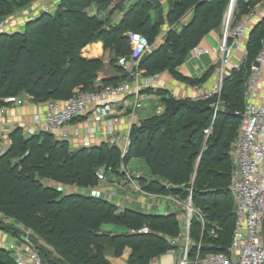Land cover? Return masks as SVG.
Returning <instances> with one entry per match:
<instances>
[{"label": "trees", "instance_id": "trees-1", "mask_svg": "<svg viewBox=\"0 0 264 264\" xmlns=\"http://www.w3.org/2000/svg\"><path fill=\"white\" fill-rule=\"evenodd\" d=\"M29 1V0H26ZM113 0H59L53 13L44 12L26 22L23 29L0 33V107L11 100L5 97L21 93L33 101L49 98L66 100L80 91H91L100 68L99 61L81 57V49L96 40L106 50L113 47L116 62L120 55H130V33L144 35L153 42L162 23V15L152 20L150 13L161 9L160 0H137L127 6L116 24L97 19L99 11ZM260 0H236L232 14L237 19ZM228 0H166L165 20L169 30L150 53L142 56L140 67L145 75L165 69L174 79L187 83L202 82L209 71L192 80L176 70L198 45L201 38L218 28ZM96 4V12L86 8ZM189 20L179 29L174 26L186 14ZM50 23H53L51 31ZM234 22H231L230 27ZM37 30H36V29ZM36 31H35V30ZM144 29V30H143ZM264 16L250 29L246 41L247 67L229 69L224 76L220 100L223 111L216 114L212 130L205 136L213 118L216 100L177 99L160 90L163 110L132 125L123 161L144 160L154 179L142 183L150 193H170L179 199L191 193L194 208L203 214V222L194 218L189 225V256L227 251L234 228V201L229 190L232 173L230 128L240 121L244 109L247 70L261 45ZM19 39L21 43L13 46ZM255 51L253 55L251 51ZM171 53V56L168 54ZM246 61V62H247ZM103 82L102 85L115 84ZM236 135V133H234ZM9 145L0 155V229L19 235L14 223L31 230L45 264H111L106 247L117 256L129 248L126 264H152L165 254L179 235L174 213H143L117 206L102 197L65 193L54 185L91 186L97 183L100 166L112 168L120 157L115 145L71 149L64 140L46 132L24 134L15 128L8 134ZM1 141V138H0ZM120 173L119 170H115ZM35 173L30 179L27 174ZM121 174V173H120ZM202 209V210H201ZM12 219V221L10 220ZM3 221V222H2ZM4 224V226H2ZM105 224L122 228L121 232L104 229ZM147 226L146 233L129 232ZM57 257L51 256L52 252ZM0 264H15L5 248H0Z\"/></svg>", "mask_w": 264, "mask_h": 264}, {"label": "built area", "instance_id": "built-area-1", "mask_svg": "<svg viewBox=\"0 0 264 264\" xmlns=\"http://www.w3.org/2000/svg\"><path fill=\"white\" fill-rule=\"evenodd\" d=\"M235 0L228 4L231 14ZM264 14V0H260L253 8L241 15L230 27L228 18L220 40L213 51L218 59V75L216 81L207 89L199 88L192 100H209L216 98L211 103L214 108L213 118L207 128L205 136L209 135L216 114L224 110L220 100L223 79L226 69H239L246 58V48L241 49V55L233 60V54L246 40L250 31L251 21ZM229 26V27H228ZM5 32V27L0 23V33ZM130 55L129 59L119 63L120 67L132 78L140 75L138 62L150 49L148 39L139 33H129ZM192 57L198 58L203 54L211 53L210 50L196 45L191 50ZM152 77L148 76L145 86L152 85ZM129 85L121 83L117 85H101L91 91L77 92L63 103L49 101L45 106L42 121H36L39 131L28 128L26 134L46 132L58 140H64L75 148L87 147L88 135H83L78 129L71 128L70 124L77 118L93 113L96 118L105 120V134L112 141L114 126L118 117L113 113L115 104L128 92ZM137 98V95H136ZM137 100V99H136ZM15 101V99H12ZM18 102V100H17ZM244 109L240 113V121L236 136L230 148L232 162V174L229 190L234 201V228L232 239L227 251L208 252L200 255V242L196 244L197 252L189 256V225L193 209L187 208V218L184 222L185 233L179 234L183 242V256L177 264H264V37L253 62L250 64L245 81ZM139 106L135 102V107ZM1 145V144H0ZM6 149V148H5ZM5 150H0V155ZM102 180V170L96 172ZM132 178V177H131ZM65 193L86 194L98 197L96 193L86 192L83 188L71 185H54ZM3 214L0 212V218ZM22 229V227L20 226ZM18 236L0 240V248H5L13 258L15 264H45L39 254L38 247L30 241L31 230H21ZM147 226L130 229L129 232L146 233ZM1 239V238H0ZM172 244L174 241L171 242ZM173 252L172 249L168 253Z\"/></svg>", "mask_w": 264, "mask_h": 264}, {"label": "crops", "instance_id": "crops-1", "mask_svg": "<svg viewBox=\"0 0 264 264\" xmlns=\"http://www.w3.org/2000/svg\"><path fill=\"white\" fill-rule=\"evenodd\" d=\"M136 0H113L112 8L109 11H102L103 19L106 20L105 24L118 23L122 18L124 10L127 6ZM161 9L159 12H151L152 20H156L159 15H162V23L160 24V29L153 42H151V49L146 53H150L154 48H156L165 38V34L169 27L167 21L165 20V14L167 10L166 0H160ZM59 4V0H41L36 5H33L28 11H24L23 16H20V23L13 27L5 29L6 33L20 31L26 22L37 18L41 13L49 12L53 13ZM44 5V6H43ZM96 12V4H91L86 8V11L92 10ZM90 11H88L89 13ZM264 14L255 17L251 21L250 29L255 25ZM24 17V18H23ZM190 13H186L178 23L175 24V28L179 29L181 25L189 20ZM130 32L127 33L129 35ZM220 30L212 29L206 33L198 45L207 48L211 51L209 54H203L198 58L192 57L190 51L184 61L176 67V70L180 72L183 76L188 77L192 80L199 79L204 73L208 72V75L202 82L187 83L174 79L167 69L155 73L153 75H145L144 69L140 67V61L138 62V69L140 75L137 79L129 76L120 67L119 63L129 59V56L120 55L116 62L112 61L114 54H111V50H106L104 48L103 42L101 40H96L94 42L85 45L81 51L80 55L83 59L89 61H99L100 68L97 71V77L94 80V86L99 87L103 82L112 83H127L129 85L128 92L115 104L113 113L118 117V122L114 126V137L112 141L105 134V122L103 119L96 118L93 113H89L86 116L75 119L71 124V128L78 129L83 135H88L87 141L89 146H97L101 143H107L109 145L117 146L121 151H124L126 144L129 140L130 126L138 124L143 119L157 114L161 111L162 105L160 90L165 92L166 95H171L177 99H192L199 88L207 89L209 88L217 79L218 75V59L214 54V50L220 40ZM246 40L241 44L240 48L236 50L233 54L232 59L236 60L241 55V49L246 48ZM115 53V52H114ZM229 68L226 69V75L228 74ZM148 76L152 77V85L150 87L145 86V80ZM75 91H80V88H75ZM137 95V98H136ZM24 101L20 105H10L0 113V138L2 142L8 141V134L15 128H22L24 134L28 133V128H33L35 131H39L36 121H42L45 113V105L41 102H36L28 99L27 96H23ZM137 99V100H136ZM135 102L139 103V106L135 107ZM71 149H78L69 145ZM122 171V169L120 170ZM127 171V170H126ZM133 178L130 180L128 185L131 186L133 194L130 197L127 196L125 199L124 208H131L136 211L143 213H155V214H165V213H175L179 204L176 200L163 198L162 196H155L154 193L144 194L139 192L135 186L139 187L141 180L146 179V183L154 179L153 176L146 178L143 172L138 174H132ZM124 180L120 182L119 185H127ZM133 184L135 186L133 187ZM106 196V197H105ZM101 197L108 200L109 198H115L113 195L107 193ZM112 203V202H111ZM117 204V203H113ZM119 206V203L116 205ZM121 209V210H123ZM177 218V216H176ZM178 220V219H177ZM179 221V220H178ZM179 223V222H178ZM180 225V223H179ZM185 233V232H183ZM182 233V234H183ZM181 237H176L171 240L174 241L171 248L173 252L165 253L152 259V264H177L178 260L183 256V242ZM2 240V239H0ZM190 240V239H189ZM191 244V241H190ZM179 248L180 256L175 259V249ZM108 260L111 264H126V259L117 258L112 255L111 251L106 253Z\"/></svg>", "mask_w": 264, "mask_h": 264}, {"label": "rangeland", "instance_id": "rangeland-1", "mask_svg": "<svg viewBox=\"0 0 264 264\" xmlns=\"http://www.w3.org/2000/svg\"><path fill=\"white\" fill-rule=\"evenodd\" d=\"M39 1H41V0H29V1H26V0H0V23L3 25V27H5V29L15 26L16 24H18V22L20 23V16L26 15V14H24V11H28L33 5H36L37 3H39ZM78 1H81V0H78ZM229 1L230 0H228L227 4H226V6H225V8L223 10V14H222V17H221V22H220L218 28H215L217 31L220 30V35L222 34V32L225 29V22H226L227 18H228L229 26L231 25V22H235L237 20V17L235 18V16L232 13L229 15V10H228ZM235 2H236V0L234 1V4H235ZM112 3L113 2H111L105 9H103V10L98 12L97 19L103 20L104 23H105L106 20L103 19L102 11H104V12L105 11H109L110 8H112V6H114V5H112ZM88 11H90L89 13H91V14L95 13V11H93V9L92 10H88ZM114 24H116V23H113V25ZM49 28H51V31H52L53 23L52 24L50 23V27ZM258 34H261L262 37H263L264 31H262V32L258 31L257 35H255V34L253 35L254 36L253 38H256L258 36ZM19 43H21V41L19 39H17V40H15L13 42V46L14 45L15 46L18 45ZM246 50H247V48H246ZM254 52L255 51L252 50L251 54L253 55ZM247 56H248V50H247L246 58H247ZM246 58H245V60L242 63L245 67H247V65L249 63ZM247 72H248V70H247ZM118 84H120V83H118ZM109 85H113L114 86V85H117V84L115 83V84H109ZM23 96H26V95L21 93V94H19L17 96H13V97H10V98L9 97H5L6 99H4V100L15 99V101L11 100L6 106H1L0 107V113H2L4 111V109L6 107L10 106V105H15L16 106V105L22 104L23 101H24ZM165 96L167 97L169 95H165ZM27 97H28V99L32 100L31 97H29V96H27ZM17 100H18V102H17ZM49 101H59V102L63 103L65 100H58V99H55V98L54 99L53 98H49V99L44 100V101H36V102H41V103H43L46 106V103L49 102ZM160 104L162 105L163 103H160ZM163 108L164 107L162 105L161 111L163 110ZM104 122H106V121L104 120ZM237 123H238V121H235V123H233V125L230 127V128H232V132H233L232 138L230 139L231 145H232L233 140H234V138L236 136L234 133H237V128H238L237 127ZM131 127L132 126H130L129 128L131 129ZM0 144H1L0 145V150H5V148H7V146L9 145V139L6 142L0 141ZM128 144H129V140H128L127 144H126V148L124 149V151H120L119 161L117 162V164H115V166H113L112 168H107V169L104 166H100L97 169V171L100 170V169L102 170V172L104 174V179L100 180L97 177V175H96L97 183L95 185L83 186V187L82 186H77L75 184H70V185L71 186L81 187L86 192L96 193L98 197H101L102 195L105 196L107 193L110 192V194L113 195L115 198H113V199L109 198V201L112 202V203H117V204L119 203V206L117 207L116 212L117 213L121 212L122 211L121 209H123V207H124V205L122 203H125V199L127 198V196L130 197L131 194H133V190H132L131 186L127 184L133 178L132 174H138V173L143 172V175L146 178H149V177L152 176L150 174L149 169H148V167L145 164L143 159L138 158V157H133V158H130L127 162L123 161V156L125 154V151L127 150ZM231 145H230V147H231ZM116 168L119 171L122 169V171H120L121 174L117 173L115 171ZM122 180H124L126 182V184H127L126 186L119 185ZM145 181H146L145 178H143L141 180L142 183H144ZM141 182L138 185L139 187L135 186V184H133V187L135 186V188L137 190H139V192H141V193L143 192L144 194H149L150 193L149 191L143 189ZM154 194H155V196H157V195L159 196L160 195L163 198H167V199L169 198V199H172V200L174 199V200L177 201V204L180 205L179 208H177L176 212L174 213L175 217L177 216V219L179 220L178 222L180 223V225H179V227H180L179 234L180 233L182 234L183 232H186L184 227H183V225H184V222L186 221V218H187V212H188L187 208L188 207H190L191 209L194 210V212H192V214H191L190 220H191L193 215H196L194 218L198 217L197 219H199L200 222H203V219H204L203 218V214L201 213L199 208H194V205H193V202H192L191 193H189L186 196L181 197V199H179L178 197H176L175 195H172L170 193H154ZM232 198H233V196H232ZM10 220L12 221V219H10ZM12 223L17 228L18 233H20V229H21L20 226L22 227L23 230H28L24 226H22L21 223H19V222H17V223L12 222ZM2 226H4V224ZM103 228L104 229H109L110 225L105 224L103 226ZM111 228L113 229L114 232H121L122 231V228H120V227L112 226ZM14 236L15 235L10 234V232L7 231L6 229L5 230L0 229V238L3 241H4V239H7V238H8L9 241H12L13 240L12 237H14ZM16 236H18V235H16ZM30 236L32 237V234ZM183 236H184V234H183ZM30 241H31V243L33 245L38 247L37 245H38V243H40L41 239L39 237H37V241L34 242L32 240V238H31ZM175 250L176 251H175V255L174 256H175V259H178V257L180 256L181 252H180L178 247ZM107 251H111V247H106V252ZM167 252H169V250ZM128 253H129V248L128 247H124V249H122L116 257L117 258L126 259V261H127ZM57 255H58V253L55 252V251H53L52 254H51V256H53V257L55 256V257L58 258L59 256H57Z\"/></svg>", "mask_w": 264, "mask_h": 264}, {"label": "water", "instance_id": "water-1", "mask_svg": "<svg viewBox=\"0 0 264 264\" xmlns=\"http://www.w3.org/2000/svg\"><path fill=\"white\" fill-rule=\"evenodd\" d=\"M114 50L115 48L113 47L112 50H111V54L113 55L114 54ZM168 56H171V53L168 54ZM35 173H28L27 176L30 178V179H34L35 178Z\"/></svg>", "mask_w": 264, "mask_h": 264}]
</instances>
